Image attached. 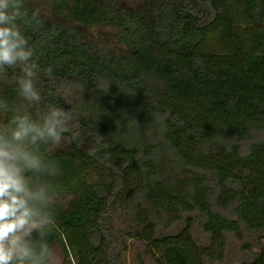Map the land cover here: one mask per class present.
<instances>
[{"label": "trees", "instance_id": "16d2710c", "mask_svg": "<svg viewBox=\"0 0 264 264\" xmlns=\"http://www.w3.org/2000/svg\"><path fill=\"white\" fill-rule=\"evenodd\" d=\"M131 1L23 0L38 13L20 24L40 68L29 110L74 117L65 149L41 152L59 169L49 248L124 264L123 207L156 264L222 262L228 233L252 248L240 264H264V0ZM6 72L0 98L24 103Z\"/></svg>", "mask_w": 264, "mask_h": 264}, {"label": "clouds", "instance_id": "9594fccd", "mask_svg": "<svg viewBox=\"0 0 264 264\" xmlns=\"http://www.w3.org/2000/svg\"><path fill=\"white\" fill-rule=\"evenodd\" d=\"M37 16L33 12L29 17L23 0H0V81L6 80V69L19 67L15 84L24 102L13 106L0 98V116L6 118L0 122V264H54L55 258L47 238L57 229L52 209L59 169L41 152L62 142L74 117L51 105L35 116L29 110L42 99L40 68L20 24H30Z\"/></svg>", "mask_w": 264, "mask_h": 264}, {"label": "rangeland", "instance_id": "374dc122", "mask_svg": "<svg viewBox=\"0 0 264 264\" xmlns=\"http://www.w3.org/2000/svg\"><path fill=\"white\" fill-rule=\"evenodd\" d=\"M132 3V1L130 0ZM0 122H3V117L0 116ZM66 141L62 140V142L58 145L53 146V150L65 149ZM73 198L71 195H62L58 198L63 204H66L68 200ZM127 225L135 226L134 218L128 219L127 215L124 212V208L120 207L117 212L116 217V227L117 232L121 238V240L127 244L128 249L122 251V258L124 260V264H134L137 258H142L146 264H156L155 261L145 254V246L142 244H138L134 242V239H131L126 234ZM200 231V230H199ZM202 245H206V237L203 234H197ZM244 241L245 243L247 242ZM227 245L225 250V259L222 262H208V264H240L245 259H250L253 257V251L251 249L244 248V242L237 239L233 234H227ZM54 250V264H65L66 258L62 248L55 244L53 247ZM254 250V249H253ZM76 260L74 258L71 259L70 262L66 264H75Z\"/></svg>", "mask_w": 264, "mask_h": 264}]
</instances>
